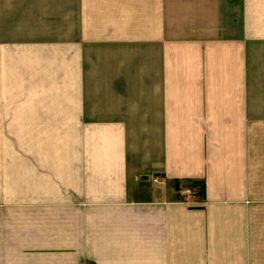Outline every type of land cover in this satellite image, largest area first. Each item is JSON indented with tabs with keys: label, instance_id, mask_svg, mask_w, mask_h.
Segmentation results:
<instances>
[{
	"label": "crops",
	"instance_id": "1",
	"mask_svg": "<svg viewBox=\"0 0 264 264\" xmlns=\"http://www.w3.org/2000/svg\"><path fill=\"white\" fill-rule=\"evenodd\" d=\"M0 264H264V0H0Z\"/></svg>",
	"mask_w": 264,
	"mask_h": 264
},
{
	"label": "built area",
	"instance_id": "2",
	"mask_svg": "<svg viewBox=\"0 0 264 264\" xmlns=\"http://www.w3.org/2000/svg\"><path fill=\"white\" fill-rule=\"evenodd\" d=\"M182 195L183 196H186L187 198H195V197H197V198H199V196H197L196 195V193L192 190V188L191 187H189V186H186V187H184L183 189H182Z\"/></svg>",
	"mask_w": 264,
	"mask_h": 264
},
{
	"label": "trees",
	"instance_id": "3",
	"mask_svg": "<svg viewBox=\"0 0 264 264\" xmlns=\"http://www.w3.org/2000/svg\"><path fill=\"white\" fill-rule=\"evenodd\" d=\"M189 186L192 188L193 191H196V190H197V187H198V186H201V187H200V191H199V192H196V194H197L198 196H201V192H202V190H203V184H201L200 182H199V183H197V182H193V183L189 184Z\"/></svg>",
	"mask_w": 264,
	"mask_h": 264
},
{
	"label": "rangeland",
	"instance_id": "4",
	"mask_svg": "<svg viewBox=\"0 0 264 264\" xmlns=\"http://www.w3.org/2000/svg\"><path fill=\"white\" fill-rule=\"evenodd\" d=\"M18 4V3H17ZM18 6L16 5V7H14V5L12 6V8H14V9H16ZM185 185V184H184ZM187 186H189V185H187ZM184 187H186V186H184ZM190 187V186H189ZM190 198V197H189ZM190 199H192V200H194V201H197V200H200L199 198H197V197H191Z\"/></svg>",
	"mask_w": 264,
	"mask_h": 264
}]
</instances>
